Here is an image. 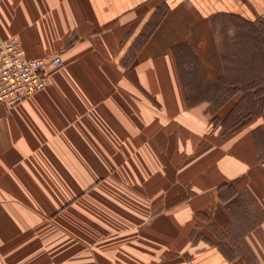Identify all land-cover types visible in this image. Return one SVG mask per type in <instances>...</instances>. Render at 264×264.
Instances as JSON below:
<instances>
[{
	"label": "crops",
	"instance_id": "1",
	"mask_svg": "<svg viewBox=\"0 0 264 264\" xmlns=\"http://www.w3.org/2000/svg\"><path fill=\"white\" fill-rule=\"evenodd\" d=\"M219 17L264 0H0L63 60L0 105V264H264V82L227 80Z\"/></svg>",
	"mask_w": 264,
	"mask_h": 264
},
{
	"label": "built area",
	"instance_id": "2",
	"mask_svg": "<svg viewBox=\"0 0 264 264\" xmlns=\"http://www.w3.org/2000/svg\"><path fill=\"white\" fill-rule=\"evenodd\" d=\"M63 67L58 54L29 58L17 38L0 39V105L13 107L52 83L50 71Z\"/></svg>",
	"mask_w": 264,
	"mask_h": 264
},
{
	"label": "rangeland",
	"instance_id": "3",
	"mask_svg": "<svg viewBox=\"0 0 264 264\" xmlns=\"http://www.w3.org/2000/svg\"><path fill=\"white\" fill-rule=\"evenodd\" d=\"M215 28L218 30L217 36L220 40L222 49L226 51L224 54L226 64L235 67L236 71L240 72L234 76L231 75L227 80L230 81V83L242 81L241 77H247L248 80L249 75L244 74V72L247 71V67H249L250 64L253 67H257V74L253 75V78L257 76L256 83L264 82V56H258V53H264V20L258 18L254 23L244 25L237 20V18L219 17ZM252 71L254 72L255 68H252ZM188 80H190L189 77ZM227 92V95H230L234 91ZM246 108V106L237 107L226 125H235L240 122L247 112ZM241 124L242 123H238L237 126ZM205 235L214 241H225V238L222 239L220 234L216 233V236L220 238L218 239L214 234V236L210 234L207 229Z\"/></svg>",
	"mask_w": 264,
	"mask_h": 264
}]
</instances>
